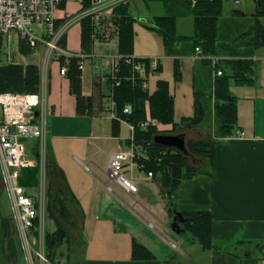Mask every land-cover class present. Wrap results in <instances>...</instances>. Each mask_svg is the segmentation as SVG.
<instances>
[{
    "label": "crops",
    "instance_id": "0c3cea01",
    "mask_svg": "<svg viewBox=\"0 0 264 264\" xmlns=\"http://www.w3.org/2000/svg\"><path fill=\"white\" fill-rule=\"evenodd\" d=\"M144 1L147 6V12L143 16L146 27L144 32L149 41L145 50L141 51L138 46L140 38L137 37V49L133 50V55L137 58H156L159 63V69L155 73H149L143 77L144 89L153 94L157 91L160 80L168 82L170 93L174 97L175 122L181 123L184 118L194 117L197 92L205 94L215 104L218 102L215 96V80L220 77L216 75L218 69L224 71L225 75H229L233 69L228 63L239 60L251 61L254 64L252 77L255 84L252 86L238 85L235 82L230 84V93L237 98V127L233 135L217 139L218 143L210 163L202 160L201 164H197V166H206L207 172L204 174L185 180L180 186L170 190L160 178L149 177L148 174L143 178L138 177L135 171L136 169L144 170V165L135 161L134 166L127 173L137 185L138 191L134 194L124 192L116 181H113L115 185H112V181L108 178L111 157L118 152H129L132 147V134L130 139L124 141L121 139L122 126H120L119 136L112 135V121L116 118V114L110 106L113 88L107 75L111 70L113 58L120 56V40L104 44L116 45L117 55L96 54L95 45L92 50L94 56L84 59L82 70L83 94L87 97L92 96L96 81L99 83L98 88L103 96L100 108H97V113L93 117L77 113L76 98L71 94L69 79L61 72V77L66 81L67 90L74 101L66 104L62 96L58 97L59 95L53 93L55 92L53 81L50 83L51 98L48 99L47 87L50 72L47 81L46 75H42L40 70V91L42 84L45 85L46 82L48 106L50 103L48 138L52 155L47 169L49 179L47 174L45 179L48 184L46 186L47 204L49 190L62 188L68 199V207L72 204L71 208L69 207L70 211L80 221L85 250L81 264H264V116H260V121L256 117L258 110H261L259 105L264 104V46L257 48L242 43L246 41V33L254 28L258 21L260 26H264V17L259 19L257 17V0H251L250 3L246 0H230L231 3L229 0H221L223 14L216 24L219 41L217 56L199 54L196 52V45L189 39L194 35L196 25L192 5L187 4L185 0ZM160 17L176 20L177 32L184 37L182 42L173 46L166 45L162 34L154 29L155 19ZM81 36L82 29L79 38L81 53H84ZM63 45L67 49V36ZM54 60L60 64L59 60L55 58ZM86 60L99 70L98 73L89 72V88H85ZM7 64L18 63H3V65ZM29 64L33 63L21 65ZM34 65L39 67L38 64ZM61 66L60 64V69ZM106 84L109 87L108 90H106ZM241 93L254 100L256 115L254 116L251 109L249 113L254 117L250 118V121L243 118L245 114H241L242 104L238 101ZM185 104L190 106L182 108ZM146 111L150 116L149 105ZM67 112L69 116L75 114L92 119L94 132L90 133L92 142L101 141L103 138L114 142L109 149L110 154L106 164L101 166L93 159L88 160L91 163L95 162L93 166L95 172L90 170V163L86 164L87 159L82 160L77 155L74 147L67 144L66 153H64L62 142H70L69 128L63 129L57 126L54 135L51 136L52 119L64 120L67 118ZM104 118L108 120L106 136L101 135V121ZM151 120L158 130H164L169 135L184 133L179 130L173 132V125H164ZM238 130H241L244 135L237 136ZM55 139L59 142L54 143ZM212 139H216V136L209 139L190 140ZM60 150L65 155H69L68 162L61 158ZM89 153L94 155V152L87 150V154ZM28 154L32 159H34L32 155L37 157V142L35 146L28 144ZM61 170L66 177L67 187L61 179ZM40 174L38 166L28 167L23 169L20 178V183L36 201L40 200L41 195ZM2 177L3 169L0 165V229L4 247L3 255L8 264H22L26 251L20 236L21 229L16 216L13 195L7 185L3 184ZM146 190L153 192L154 197L149 193L148 196H144ZM170 201L176 209L173 214L170 212ZM176 212L183 214L209 212L212 216V240L215 247L206 249L197 241L181 237L173 228L175 223L177 226L182 224L181 221L179 224L174 222ZM47 216H49L48 211ZM55 229L50 232H54ZM38 232L37 229L32 231L36 235ZM85 238L88 239L87 242ZM134 240L152 251L156 259L133 260ZM33 241L31 239L32 246H34ZM0 264H2L1 258Z\"/></svg>",
    "mask_w": 264,
    "mask_h": 264
},
{
    "label": "trees",
    "instance_id": "16d2710c",
    "mask_svg": "<svg viewBox=\"0 0 264 264\" xmlns=\"http://www.w3.org/2000/svg\"><path fill=\"white\" fill-rule=\"evenodd\" d=\"M186 1V0H185ZM187 2V1H186ZM188 4V3H187ZM258 19L264 17V0H257ZM117 13L123 15L119 21V52L123 58L132 57L135 42L134 20L135 18L129 12L128 7L117 8ZM223 14V2L221 0L204 1L199 0L194 6V16L196 20L195 33L190 37L196 48L202 49V53L210 56L218 54V37L216 24ZM154 29L158 30L164 38L167 46L177 45L184 40L177 32V24L174 18L160 17L155 19ZM65 43V40L63 44ZM243 44H249L257 48L264 46V26L258 24L246 33V41ZM81 46L84 52L93 50L91 40V28L87 22L82 25ZM20 53L22 55H30L33 49L25 42L20 44ZM64 57L60 58V64L63 65ZM79 58H72L68 67L66 77L70 82V91L76 98L77 113L79 115L95 116L97 108H100L102 94L99 83L94 82L95 92L92 96L83 94V71L80 69ZM144 61V60H142ZM149 63V59H146ZM232 70L229 75L223 74L215 80V96L216 116L222 126L221 133L212 140H188L187 147L191 154L188 156L177 149L168 148L155 143V137L160 134H167L158 130L156 125L150 126L147 131L141 129L140 124L148 118L146 107L149 105L151 119L158 121L164 125H173V132L182 131L189 125L199 126L205 122L207 111L204 101L208 99L205 94L196 93L195 98V115L191 118H184L181 123L175 122V104L174 97L170 93L168 82L160 80L158 89L155 93L150 94L144 89L143 79L131 78V67L124 60H121L120 67V86L113 89V101L115 102L116 118L112 121V135L117 137L120 135L121 120L134 124L136 126L134 136V146L140 147L148 151V159L139 161L144 165L147 173H153L154 177L160 178L165 186L173 190L180 186L185 180L192 179L199 174L207 172L204 166H197L193 162V158L201 159L210 163L214 154L215 146L219 138L233 135L237 120V98L230 93V84L235 82L238 85L255 84L253 75L254 64L249 61L239 60L228 63ZM41 72L37 65H21L7 64L0 65V93L10 92L18 94H36L40 91ZM223 101V102H222ZM132 105L133 112L131 114L124 113L127 105ZM182 126V127H181ZM130 143V141H129ZM147 143V145H145ZM61 179L67 187V180L60 171ZM55 190V188H54ZM50 189L48 192L49 202L47 211L50 218L56 221L57 229L53 232H45V257L51 264H56L58 250L70 239L67 229L61 223L62 221L71 222V226H75L76 221L72 218V212L68 207V199L62 188L57 187L54 191ZM168 197V195H167ZM170 212H175L172 201L169 204ZM176 222L181 225L177 226L176 232L181 237L190 238L203 245L204 248H214L215 244L212 240V216L209 212H193L190 214L175 213ZM82 219V218H81ZM83 220V219H82ZM38 226V222H36ZM1 228V227H0ZM81 233V229H80ZM37 234V232H36ZM2 231L0 229V258L2 264H8L3 255ZM132 258L135 261H152L156 256L146 246L133 241Z\"/></svg>",
    "mask_w": 264,
    "mask_h": 264
},
{
    "label": "built area",
    "instance_id": "2783aa9c",
    "mask_svg": "<svg viewBox=\"0 0 264 264\" xmlns=\"http://www.w3.org/2000/svg\"><path fill=\"white\" fill-rule=\"evenodd\" d=\"M186 1L194 7L199 0ZM69 2L81 5L77 15L75 17L58 16L57 13L65 11ZM129 2L130 0H0V65L3 64L1 58L3 53H7L6 63L15 62L16 46L18 47L23 41L33 50L37 49L39 44L46 47V68L52 59L60 61V58L64 57L65 61L60 69L62 75L68 73L72 58L80 59V69L83 70L84 59L94 54L92 51L77 54L64 47L63 42L70 27L79 22L81 24L87 22L91 28L93 47L97 43L117 42L120 30L118 21L124 16L118 14L116 10L120 7L129 8ZM196 52L202 53L199 47L196 48ZM146 59L134 56L123 58L121 55L114 57L111 70L107 75L112 88L121 84V60L131 67L132 80L137 78L144 80V76L155 73L159 69L158 59L148 58L149 63ZM222 74L221 69L216 71L217 76ZM111 96H113V91ZM110 106L113 110L115 109L113 98H111ZM132 112V105H127L124 113L131 114ZM49 116L46 82L45 85L42 84L41 91L36 94L0 93V165L3 169V180L6 181L13 195L16 216L27 246L31 244L29 233L34 229L39 231L38 237L45 234L47 217L45 179L49 163L47 153ZM127 123L132 132V147L129 152H118L111 157L108 178L109 181H116L124 192L134 194L138 191V187L128 177L127 172L132 169L138 157L134 146L136 126ZM152 125H154L153 121L147 119L140 124V127L147 131ZM236 133L237 136L244 135L241 130ZM30 140L37 142V161L28 154ZM35 166H38L41 171L39 201L31 197L20 183L21 171L24 168ZM148 176L153 177L154 175L150 172Z\"/></svg>",
    "mask_w": 264,
    "mask_h": 264
},
{
    "label": "rangeland",
    "instance_id": "374dc122",
    "mask_svg": "<svg viewBox=\"0 0 264 264\" xmlns=\"http://www.w3.org/2000/svg\"><path fill=\"white\" fill-rule=\"evenodd\" d=\"M250 3L251 0H246V2ZM231 3V1L229 0ZM246 2L243 4V7L245 6ZM81 5L76 3V2H69L67 3V7L65 11L57 13L58 16L60 15H66L67 17H75L77 12L80 10ZM129 12L134 16V31H135V44H134V49L136 48V40L137 37L140 38L139 40V50L144 51L145 48L147 47V42L149 41L148 38L145 36V29L146 27L144 26L145 21L143 20L144 13L147 12V6L145 4L144 0H130L129 2ZM142 20V21H141ZM82 29V24L76 23L73 26L70 27L68 30L67 34V39H68V46L67 50L77 53V54H82L81 49H80V32ZM95 53L96 54H107L109 55H117L118 54V49L116 45H104L97 43L95 47ZM4 55H1V58L3 59L2 63H6L5 60L7 58V53H3ZM46 47L43 44H39L38 48L34 50L32 55H22L18 51V47L16 46V50L14 53V60L18 64H27L32 62L33 64H38L40 67V70L42 72V75L45 74L46 80L48 73L50 72L49 75V85L47 87L48 90V99L51 98L52 92L50 91V83L53 81L54 89H55V94L59 95L58 97L62 96L63 99L65 100L66 104L72 103L74 101V98L70 95V93L67 90V85L66 81L62 79L61 74H60V64L58 61L52 59L49 61L50 64H48V68L45 66V60H46ZM86 70H85V88H89V72L93 71L95 73H98L99 70L95 67V65L91 66V63L89 60H86ZM93 67V68H92ZM107 83V82H106ZM108 84V83H107ZM106 86V90L109 89L108 85ZM154 92V91H152ZM239 103L242 104V109H241V114H245L243 118L247 121H250V118L252 119L256 115V109H255V104L254 100H251L250 96L248 97L246 94L241 93L238 97ZM48 101V100H47ZM183 101V100H182ZM110 102V100L108 101ZM205 104V109L207 111V116L206 120L204 123H202L199 126H187L185 128H181L182 132L186 133V140L190 139H206V138H213L214 136H217L219 132L221 133L222 126H220V123L217 119L216 116V104L211 102L209 99L204 101ZM190 105H183L182 108H188ZM49 108H50V103H49ZM259 108L261 109L260 111L258 110L257 113V118L260 121V116H264V104H260ZM253 110L254 116L249 113L250 110ZM69 112L66 113V117L64 120H56L55 118L52 119L53 122V127H52V134L54 135L55 129L58 126L59 128H69V134L71 136L70 142L68 141H63L62 142V149L66 153V146L70 145L72 148L74 147L75 150L77 151V155L82 159L85 160L87 159L86 164H89L90 170L94 169V164L95 162L98 163L99 165L106 164L107 159L109 158V149L111 148V145H113L114 142H111V140H103L101 141H96L94 140L93 142L90 140V133L93 132L92 126H93V121L92 119L85 118V117H80L76 116H69ZM148 116L147 118L150 119L149 113H147ZM255 117V118H256ZM49 122H50V116H49ZM51 122V124H52ZM102 125V134L103 136L107 135V128H108V120L103 119L101 121ZM122 131H121V139L122 141L130 139L131 138V129L126 121H122ZM182 127V126H181ZM160 131V130H159ZM161 132H164L162 130ZM172 132V130H171ZM94 133V132H93ZM36 140H30L28 143L29 146H35ZM58 143V140H54V143ZM132 143V142H131ZM102 144V145H101ZM150 144V143H149ZM148 144V145H149ZM147 145V143L145 144ZM147 145V146H148ZM87 150H90L91 152H94L93 154H87ZM126 151V150H125ZM61 154L62 159H66L68 162L69 160V155H65L61 150L59 151ZM47 153H48V160H51V144H50V139L48 138V148H47ZM136 153H138L137 159L140 161L141 159H148V151L140 145L137 146ZM85 157L83 158V156ZM140 155V156H139ZM34 158L33 160L37 161V157L35 158L34 155H32ZM93 159L95 162L91 163L88 160ZM136 159V161H137ZM23 171V170H22ZM22 171H21V176H22ZM140 172V173H139ZM136 175L138 177H145L144 175H147L148 173L145 170H138L136 169L135 171ZM47 179H49L48 174H47ZM3 180V177H2ZM3 184L6 186V181L3 180ZM46 182V180H45ZM49 182V181H48ZM113 184V181L111 183ZM46 182V186H47ZM115 187V186H114ZM148 193L153 196V192L151 193L150 191L145 192L144 196H148ZM154 197V196H153ZM72 204H69V207L71 208ZM72 218L76 221L75 226H71L70 223L72 222H65L61 220L62 225L64 226L65 230L67 229L70 239L68 240V243H64L63 246L58 250V255L56 258V264H81L82 258L84 255V245L82 243V237L80 233V221L79 218L73 213ZM54 228L57 229V224L56 221L50 218V216H47L46 218V224H45V230L50 232ZM55 229V231H56ZM54 231V232H55ZM53 232V233H54ZM89 232V231H88ZM22 234V233H21ZM89 234V233H88ZM21 240L23 242V247L25 248L26 251V257L25 260L22 261V264H51L48 262V260L45 257V252H44V245H45V236L44 233L42 234V237L36 235L35 233L29 234V236H32V241L34 243V246L29 243V245H26L25 239L23 234L20 235ZM86 237V233H85ZM43 238V240H42ZM85 241L87 242L88 239L85 238ZM173 242V241H172ZM175 242V241H174ZM82 243V244H81Z\"/></svg>",
    "mask_w": 264,
    "mask_h": 264
},
{
    "label": "water",
    "instance_id": "95a60500",
    "mask_svg": "<svg viewBox=\"0 0 264 264\" xmlns=\"http://www.w3.org/2000/svg\"><path fill=\"white\" fill-rule=\"evenodd\" d=\"M155 143L158 145H162L168 148H175L182 153L191 156L188 147H187V140H186V134H176V135H169V134H160L155 137ZM193 162L197 164H201L202 160L193 158ZM176 221V217L174 218V222ZM177 224H174L173 228H176Z\"/></svg>",
    "mask_w": 264,
    "mask_h": 264
}]
</instances>
